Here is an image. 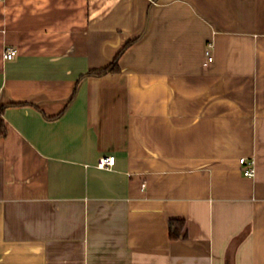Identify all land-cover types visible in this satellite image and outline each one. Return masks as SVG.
I'll return each mask as SVG.
<instances>
[{
    "label": "crops",
    "instance_id": "0c3cea01",
    "mask_svg": "<svg viewBox=\"0 0 264 264\" xmlns=\"http://www.w3.org/2000/svg\"><path fill=\"white\" fill-rule=\"evenodd\" d=\"M0 126V264H264V0H0Z\"/></svg>",
    "mask_w": 264,
    "mask_h": 264
},
{
    "label": "built area",
    "instance_id": "2783aa9c",
    "mask_svg": "<svg viewBox=\"0 0 264 264\" xmlns=\"http://www.w3.org/2000/svg\"><path fill=\"white\" fill-rule=\"evenodd\" d=\"M15 50L11 47H6L2 53V58L5 61H10L14 58ZM212 61V57L209 52H206V62L204 65H207ZM241 172L244 177L252 178L255 175V169H254V161L252 159H245L241 158L238 161ZM114 165V157L113 156H107V157H101L98 159L96 167L98 169H111Z\"/></svg>",
    "mask_w": 264,
    "mask_h": 264
},
{
    "label": "trees",
    "instance_id": "16d2710c",
    "mask_svg": "<svg viewBox=\"0 0 264 264\" xmlns=\"http://www.w3.org/2000/svg\"><path fill=\"white\" fill-rule=\"evenodd\" d=\"M132 44V42H128L124 45V47L117 53V55L114 57L112 62L105 68L97 69V70H91L88 71L86 76H95V77H101L109 73H115L119 71L117 62L120 55L125 51V49ZM1 127V126H0ZM179 225H182V223H179ZM171 236L175 237L174 235L170 234Z\"/></svg>",
    "mask_w": 264,
    "mask_h": 264
}]
</instances>
